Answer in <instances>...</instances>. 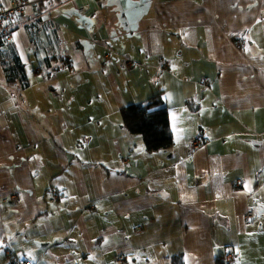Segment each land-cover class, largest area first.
Masks as SVG:
<instances>
[{"label": "crops", "instance_id": "0c3cea01", "mask_svg": "<svg viewBox=\"0 0 264 264\" xmlns=\"http://www.w3.org/2000/svg\"><path fill=\"white\" fill-rule=\"evenodd\" d=\"M33 2L34 29H0V244L36 264H264V0ZM158 92L174 144L148 152L121 109Z\"/></svg>", "mask_w": 264, "mask_h": 264}, {"label": "trees", "instance_id": "16d2710c", "mask_svg": "<svg viewBox=\"0 0 264 264\" xmlns=\"http://www.w3.org/2000/svg\"><path fill=\"white\" fill-rule=\"evenodd\" d=\"M16 20L21 23L20 19ZM8 22L15 23L12 22V19L3 20L4 24ZM1 36L4 37L3 39L7 38V36ZM3 43L4 45L9 44L7 40H4ZM121 119L123 127L128 132L142 136L145 149L148 152L167 151L173 147V131L166 99L162 92L152 95L146 102L125 106L121 109ZM6 242L7 245L0 244V262L2 264H23L28 259H32L23 256L18 250L13 249L8 241ZM2 249L3 254L1 253ZM174 259L180 260L173 257ZM180 263L183 264L182 260H180Z\"/></svg>", "mask_w": 264, "mask_h": 264}, {"label": "built area", "instance_id": "2783aa9c", "mask_svg": "<svg viewBox=\"0 0 264 264\" xmlns=\"http://www.w3.org/2000/svg\"><path fill=\"white\" fill-rule=\"evenodd\" d=\"M40 11L38 9V5L36 2H33V0H15L13 1V5H11L9 8H2L0 7V29L4 27L3 20H9L12 19V22H17L16 19H20L22 23H25L26 26H29L31 29L35 28V24L37 19L39 18ZM0 35L3 36H9L7 32L4 30L0 31ZM110 56V53H107ZM128 64H133L140 66L141 63L137 60L132 61H126ZM163 68L169 67V62L162 63ZM201 144L200 138H194L190 145V150L188 153V158L191 160H194L195 153L197 151V148ZM51 200H55L58 198V194L56 193V190L51 189ZM258 210L256 206H249L245 212V215L247 218H253L257 216ZM3 245H7L6 241L2 242ZM228 260L225 259V261L231 262L233 259V254H228ZM23 264H36L32 259H28Z\"/></svg>", "mask_w": 264, "mask_h": 264}, {"label": "bare ground", "instance_id": "6f19581e", "mask_svg": "<svg viewBox=\"0 0 264 264\" xmlns=\"http://www.w3.org/2000/svg\"><path fill=\"white\" fill-rule=\"evenodd\" d=\"M3 38H4V37H2V36L0 35V42H1V41H4V39H3Z\"/></svg>", "mask_w": 264, "mask_h": 264}, {"label": "rangeland", "instance_id": "374dc122", "mask_svg": "<svg viewBox=\"0 0 264 264\" xmlns=\"http://www.w3.org/2000/svg\"><path fill=\"white\" fill-rule=\"evenodd\" d=\"M127 61H129V60H127ZM15 195H16V194H12L11 196L14 198V197H15Z\"/></svg>", "mask_w": 264, "mask_h": 264}]
</instances>
